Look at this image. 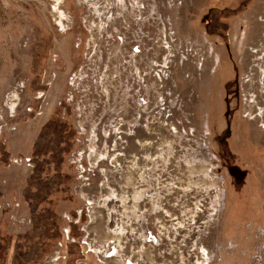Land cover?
Returning a JSON list of instances; mask_svg holds the SVG:
<instances>
[{
  "label": "rangeland",
  "instance_id": "obj_1",
  "mask_svg": "<svg viewBox=\"0 0 264 264\" xmlns=\"http://www.w3.org/2000/svg\"><path fill=\"white\" fill-rule=\"evenodd\" d=\"M65 230L55 264H264V0H0V264Z\"/></svg>",
  "mask_w": 264,
  "mask_h": 264
},
{
  "label": "flooded vegetation",
  "instance_id": "obj_2",
  "mask_svg": "<svg viewBox=\"0 0 264 264\" xmlns=\"http://www.w3.org/2000/svg\"><path fill=\"white\" fill-rule=\"evenodd\" d=\"M45 125V123L43 124V126ZM42 126V127H43ZM42 138H44V137H41V139ZM44 144H45V141L42 139V143H41V145H40V143H39V137H37L30 145H29V147H28V151H29V156H28V158H27V162H28V164H27V167H30L32 170H34L35 171V169H36V167L38 168V166L40 165V163H42L44 160L43 159H41V160H39L38 162H36V159H37V154H38V157L40 156V153L42 152V151H40V149H42L43 148V146H44ZM54 147V146H53ZM52 147V148H53ZM55 149H56V147H55ZM55 149H53V150H51V152H48V154L49 155H51V157L52 156H55L56 157V153H57V151L55 150ZM58 154H59V152H58ZM55 166V165H54Z\"/></svg>",
  "mask_w": 264,
  "mask_h": 264
},
{
  "label": "built area",
  "instance_id": "obj_3",
  "mask_svg": "<svg viewBox=\"0 0 264 264\" xmlns=\"http://www.w3.org/2000/svg\"><path fill=\"white\" fill-rule=\"evenodd\" d=\"M62 240L56 242V248L57 250H54L51 255L47 256L42 264H55L59 260H66V256L62 255V251L64 246L68 242H73L72 238L69 236V233L67 230L63 232V235H61Z\"/></svg>",
  "mask_w": 264,
  "mask_h": 264
},
{
  "label": "crops",
  "instance_id": "obj_4",
  "mask_svg": "<svg viewBox=\"0 0 264 264\" xmlns=\"http://www.w3.org/2000/svg\"><path fill=\"white\" fill-rule=\"evenodd\" d=\"M10 264H11V262H10Z\"/></svg>",
  "mask_w": 264,
  "mask_h": 264
}]
</instances>
